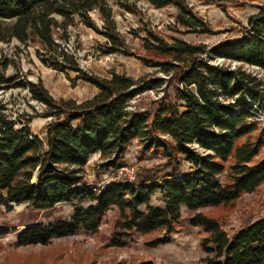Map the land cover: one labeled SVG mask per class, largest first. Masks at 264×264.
Segmentation results:
<instances>
[{"label": "trees", "instance_id": "trees-1", "mask_svg": "<svg viewBox=\"0 0 264 264\" xmlns=\"http://www.w3.org/2000/svg\"><path fill=\"white\" fill-rule=\"evenodd\" d=\"M109 1L136 10L135 1L129 0H0V42L32 41L43 65L62 72L72 84L83 81L97 89L81 101L56 99L41 81L5 75L9 62L0 58V91L26 88L47 119L40 137L30 129L31 117L15 114L0 97V206H74L69 221L25 226L17 234L18 245L44 243L79 229L96 232L111 209L117 212L111 224L113 245L135 234L170 233L182 206H229L264 183V127L253 113L264 111V81L248 69L264 71V4L247 17L241 35L211 46L178 37L167 40L147 26L131 30L145 52L141 62L173 83L171 93L163 89L152 105L141 106L132 101L167 81L157 76L134 79L115 71L99 76L82 67L62 43L69 39V27L79 22L105 37L104 53L129 54ZM145 1L155 8L173 6L175 24L189 31L210 32L188 0ZM215 1L222 5L228 0ZM91 11L99 14L100 28ZM133 141L139 154L162 153L166 165L144 168L131 181L125 176L105 184L85 179L92 155L104 160L99 169L123 167ZM155 193L162 204L151 203ZM85 198L93 204L80 206ZM190 224L204 232L199 241L204 264H264V217L231 235L205 213L196 212ZM7 232L0 227V236ZM167 241L156 237L148 244Z\"/></svg>", "mask_w": 264, "mask_h": 264}, {"label": "rangeland", "instance_id": "rangeland-1", "mask_svg": "<svg viewBox=\"0 0 264 264\" xmlns=\"http://www.w3.org/2000/svg\"><path fill=\"white\" fill-rule=\"evenodd\" d=\"M136 4V10L127 11L113 1V17L117 31L124 37L128 53H104L103 43L106 39L93 29L82 23H75L69 27L68 41H63L66 48L73 51L82 67L93 73L109 77L111 71L122 73L134 79L161 77L164 82L156 90H148L136 97L132 102H142L141 106L152 105V100L163 95V89L172 92L173 83L168 82V76L156 69L144 65L139 59L144 55L139 37L132 34L131 30L139 27H151L165 39L171 37L182 38L191 43H203L208 46L220 41L237 37L242 34L246 26L247 17L256 12L257 7L264 4V0H228L218 5L215 0H188L195 13L201 17L210 29V32L189 31L175 24L176 9L173 6L155 8L145 0H129ZM90 16L100 28L102 20L97 11H91ZM143 34V32H140ZM36 45L28 42L27 45L16 39L0 42V58L8 60L7 67L3 70L5 75H17L24 81H41L49 93L56 99L73 98L81 101L92 97L97 89L83 81L72 84L65 74L43 65L35 55ZM235 63V62H234ZM234 63L232 67L235 66ZM264 81V71L248 67ZM72 75V74H71ZM12 112L31 117V131L42 136L47 119L40 116L42 106L32 100L26 88L12 87L0 91ZM144 104V105H143ZM260 127L264 125V111L254 110ZM139 146L133 141L122 158L123 168L99 169L98 164L104 160L98 154L92 155L85 164V179L89 182L101 184L112 181L120 176H126L136 161L147 159L144 168L166 165L162 153H138ZM264 154V147L260 156ZM259 156V157H260ZM124 171V174H120ZM223 177V176H222ZM99 181V182H98ZM155 205L162 204L160 193H155L150 198ZM93 204L91 198H85L79 205ZM73 204L60 203L52 209L39 210L27 206L25 203L14 204L11 210L0 206V227L6 228L7 233L0 236V264H204V252L199 241L204 232L198 226L190 224V218L196 213H205L219 220L220 224L231 235L243 225L264 217V183L252 193L241 195L232 205L218 207H204L190 210L181 207V217L172 226V231L167 233L159 230L150 234H135L123 238L118 245H113L111 237V224L116 217V210L107 212L96 232H86L82 229L74 234L52 237L44 243L18 245L17 234L27 225L34 223L48 224L57 220L69 221L73 212ZM167 238L168 241L156 246L148 244L153 238Z\"/></svg>", "mask_w": 264, "mask_h": 264}, {"label": "built area", "instance_id": "built-area-1", "mask_svg": "<svg viewBox=\"0 0 264 264\" xmlns=\"http://www.w3.org/2000/svg\"><path fill=\"white\" fill-rule=\"evenodd\" d=\"M218 60H217V62H218ZM259 126H261V123H259ZM262 126L264 127V125H262ZM145 161H147V159H140V160L136 161V163L134 165H132L129 170H126L127 173H126V176H125V180H128V181L133 180L134 177H135L136 172L141 167L144 166ZM120 174H124V171H120ZM106 182H108V181L102 182L101 184H105Z\"/></svg>", "mask_w": 264, "mask_h": 264}, {"label": "water", "instance_id": "water-1", "mask_svg": "<svg viewBox=\"0 0 264 264\" xmlns=\"http://www.w3.org/2000/svg\"><path fill=\"white\" fill-rule=\"evenodd\" d=\"M221 61H222V59H219V60H218V62H221ZM234 64H235V63H234ZM34 178H35V177H33V179H34Z\"/></svg>", "mask_w": 264, "mask_h": 264}]
</instances>
